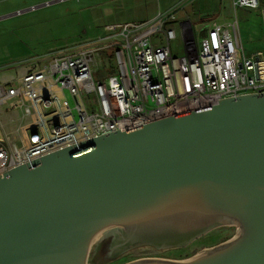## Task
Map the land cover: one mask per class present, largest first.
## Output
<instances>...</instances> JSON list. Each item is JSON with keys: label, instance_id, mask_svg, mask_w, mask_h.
Here are the masks:
<instances>
[{"label": "water", "instance_id": "95a60500", "mask_svg": "<svg viewBox=\"0 0 264 264\" xmlns=\"http://www.w3.org/2000/svg\"><path fill=\"white\" fill-rule=\"evenodd\" d=\"M229 224L231 240L191 260L127 264H264V94L102 136L0 180V264H86L106 228L129 246L167 247Z\"/></svg>", "mask_w": 264, "mask_h": 264}, {"label": "built area", "instance_id": "2783aa9c", "mask_svg": "<svg viewBox=\"0 0 264 264\" xmlns=\"http://www.w3.org/2000/svg\"><path fill=\"white\" fill-rule=\"evenodd\" d=\"M231 5L235 11L261 8L260 0H231ZM180 9L124 23L97 41L28 63L16 83L0 84V106L15 101L13 107L28 119L9 133L0 126V180L102 136L264 94V51L239 58L238 21L179 22Z\"/></svg>", "mask_w": 264, "mask_h": 264}, {"label": "rangeland", "instance_id": "374dc122", "mask_svg": "<svg viewBox=\"0 0 264 264\" xmlns=\"http://www.w3.org/2000/svg\"><path fill=\"white\" fill-rule=\"evenodd\" d=\"M260 4L258 10L235 11L231 0H0V18L10 16L0 20V84L16 83L28 63L97 41L124 23L145 22L176 6L183 7L176 14L179 22L189 17L194 24L212 21L227 26L237 20L243 49L239 58L243 53L251 58L264 51V0ZM176 54L181 51L177 49ZM111 61L116 64L115 58ZM65 96L73 108V98L67 91ZM14 104L0 106V126L5 133L28 121L24 120L23 109L14 108ZM234 228V224L222 226L184 246L125 245L109 258L104 250L109 239H100L91 245L86 264H127L143 258L191 260L231 240L236 235Z\"/></svg>", "mask_w": 264, "mask_h": 264}, {"label": "flooded vegetation", "instance_id": "af4514ba", "mask_svg": "<svg viewBox=\"0 0 264 264\" xmlns=\"http://www.w3.org/2000/svg\"><path fill=\"white\" fill-rule=\"evenodd\" d=\"M235 230H237V229H235ZM212 231H210L209 233H211ZM209 233H207V234H209ZM105 238L109 239L108 240L109 243L107 245H105V248H104L105 252L107 253L106 254L107 258L118 254L119 252L124 250L125 245H128L127 239H125V233H122L121 231H115V229H113L106 236H104L102 238V240H104ZM152 247H157L158 248V247H166V246H155V245H152ZM167 247H173V246L167 245Z\"/></svg>", "mask_w": 264, "mask_h": 264}, {"label": "bare ground", "instance_id": "6f19581e", "mask_svg": "<svg viewBox=\"0 0 264 264\" xmlns=\"http://www.w3.org/2000/svg\"><path fill=\"white\" fill-rule=\"evenodd\" d=\"M114 228H106L99 233H97L94 238L92 239L91 245L102 239L104 236H106L110 231H112Z\"/></svg>", "mask_w": 264, "mask_h": 264}, {"label": "crops", "instance_id": "0c3cea01", "mask_svg": "<svg viewBox=\"0 0 264 264\" xmlns=\"http://www.w3.org/2000/svg\"><path fill=\"white\" fill-rule=\"evenodd\" d=\"M232 7V6H231ZM262 13V12H261ZM263 15V14H262ZM263 17H264V15H263ZM187 18H189V17H187ZM190 19V18H189Z\"/></svg>", "mask_w": 264, "mask_h": 264}]
</instances>
